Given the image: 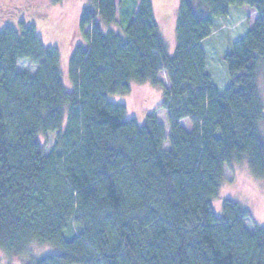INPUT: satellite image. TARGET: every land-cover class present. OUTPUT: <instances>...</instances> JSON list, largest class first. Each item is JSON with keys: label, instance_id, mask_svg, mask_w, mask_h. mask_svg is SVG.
Instances as JSON below:
<instances>
[{"label": "trees", "instance_id": "trees-1", "mask_svg": "<svg viewBox=\"0 0 264 264\" xmlns=\"http://www.w3.org/2000/svg\"><path fill=\"white\" fill-rule=\"evenodd\" d=\"M231 6L258 17L222 57L219 93L201 43ZM77 32L68 90L61 52L32 20L0 29V250L58 251L20 264H264V227L251 212L230 199L220 216L212 208L226 165L244 161L264 179V0H179L171 55L152 0H90ZM161 72L168 151L153 113L139 124L107 100L132 84L162 87ZM48 135L52 143L39 141Z\"/></svg>", "mask_w": 264, "mask_h": 264}, {"label": "rangeland", "instance_id": "rangeland-1", "mask_svg": "<svg viewBox=\"0 0 264 264\" xmlns=\"http://www.w3.org/2000/svg\"><path fill=\"white\" fill-rule=\"evenodd\" d=\"M89 2L90 0H0V29L6 24L16 27L21 20H32L43 44L56 47L61 52L60 70L63 83L68 90H72L68 76V59L73 46L80 42L77 20L81 9ZM192 2L196 3L197 0ZM178 5L179 0H152L155 20L170 55L176 44L174 28ZM257 17V13L248 6H231L226 17L213 18L215 30L201 43V48L205 54L206 72L219 93H222L228 85L227 70L222 57L233 50L234 45L246 35ZM104 28L107 29L108 26ZM109 29L122 34L117 25H111ZM171 50L173 51L170 53ZM18 68L22 72L31 74L34 72V68L26 62H20ZM158 79L162 82V87H155L149 83L132 84L128 94H112L107 100L110 103L125 105L126 119H134L139 124L144 122L146 115L153 113L164 131L163 149L168 151L167 138L170 131L163 102L164 88H168L169 84L164 72L159 73ZM257 86L264 103L262 76L257 79ZM180 125L186 130H191V124L187 119L181 120ZM262 132L264 137V127ZM53 140V135L39 136L41 143L50 144ZM225 199L233 200L248 209L254 222L264 227V179L255 178L246 162H232L224 167V179L219 197L212 201L216 216H220L221 205ZM246 225L250 230L252 229L250 222ZM57 252L50 245L33 244L21 257L10 259L0 250V264H20L24 259Z\"/></svg>", "mask_w": 264, "mask_h": 264}, {"label": "crops", "instance_id": "crops-1", "mask_svg": "<svg viewBox=\"0 0 264 264\" xmlns=\"http://www.w3.org/2000/svg\"><path fill=\"white\" fill-rule=\"evenodd\" d=\"M254 22H255V20H254ZM253 24H254V23H253ZM172 51H173V50H171V51H170V53H171ZM185 130H186V129H185ZM186 131H188V132H189L190 130H186Z\"/></svg>", "mask_w": 264, "mask_h": 264}]
</instances>
